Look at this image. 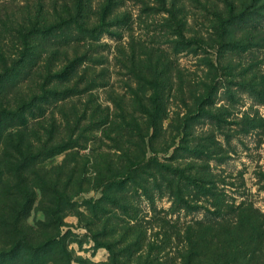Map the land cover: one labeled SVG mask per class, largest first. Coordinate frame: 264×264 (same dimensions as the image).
<instances>
[{"label": "rangeland", "instance_id": "374dc122", "mask_svg": "<svg viewBox=\"0 0 264 264\" xmlns=\"http://www.w3.org/2000/svg\"><path fill=\"white\" fill-rule=\"evenodd\" d=\"M76 1L82 2L80 11L73 0H0V68L24 53L14 30L39 27L45 20L53 23L62 14L73 20L81 13L91 24L100 23L107 0ZM112 1L113 11L105 22L117 18L119 26L105 27L92 50L71 41L54 57L42 59L36 53L26 68L28 75L10 90L8 101L15 106L40 98L41 84L53 63L65 62L64 51L73 57L77 49L80 54L89 49V75L96 82L82 83L81 93L64 98L66 84L48 83L47 90H58L59 96L48 104L40 102L44 114L30 118L27 132L35 142L40 137L48 140L47 129L52 130L54 141L82 140L84 148L77 155L78 147L68 148L44 158L39 167L41 173L60 178L66 190L73 169L82 175L85 190L62 209L70 264H112L109 245L122 264H144L148 258L158 260L156 264H182L190 225L196 233L197 222L213 221L212 212L217 210L215 196H204L188 183L218 194L222 218L233 219L228 207L242 201L264 213V18L256 17L262 33L253 37L251 47L227 50L214 30L215 11L225 9L222 0ZM67 2L70 13L63 10ZM70 30L65 31L73 33L70 38L79 35ZM196 39L202 45H196ZM154 85L160 89L164 109L156 130L147 114ZM38 107L36 115L41 114ZM75 112L81 115L80 130ZM152 157L166 169L182 171L183 180L170 177L173 190L182 188L190 208L180 207L159 174L161 187L148 181L145 167ZM136 169H143L141 187L127 181L122 190H111L125 211L105 204L107 214L100 211L101 218L96 219L91 205L106 190L100 182L110 170L124 179ZM51 201L39 192L28 221L43 220ZM51 256L43 264H66L65 257Z\"/></svg>", "mask_w": 264, "mask_h": 264}, {"label": "trees", "instance_id": "16d2710c", "mask_svg": "<svg viewBox=\"0 0 264 264\" xmlns=\"http://www.w3.org/2000/svg\"><path fill=\"white\" fill-rule=\"evenodd\" d=\"M73 1L75 10L80 11L83 8L82 2ZM222 2L225 9L223 11L217 9L214 20V30L220 44L224 46L222 49L246 50L254 44L253 37L262 33L259 26L261 22L258 20L259 17L264 18V0H222ZM112 7L113 1L107 0L100 23L97 24H91L83 19V16H79L81 13L73 15V20H68L62 14L53 23H47L45 20L41 25L38 24L39 27L29 30L21 27L14 30V34L24 48V53L20 59L12 63L5 61V67L0 68V150L4 152L0 155V264H43L51 260L53 253L65 257L66 264L71 262L72 252L68 249L67 233L62 234L64 225L62 209L65 203H71L74 195L85 190L83 181L80 180L82 175L73 169L65 181L66 190L62 189L64 182L60 178L55 179L49 172L41 173L39 167L44 158L68 148L78 147L77 155L84 148L82 140L70 138L62 142L54 141L52 130L47 129L48 140L44 142L40 137L35 142L27 132L30 118L44 114L42 104H48L51 98L59 96L58 90H47L48 83L66 84L68 87L64 89L67 91L62 94L64 98L81 93L79 87L82 83L96 82V79L89 75V51L105 33V27L121 24V20L117 18L110 22L111 24H106L105 19L111 15ZM63 10H70L68 2L64 4ZM70 28V31L77 30L79 33L76 38L75 36L70 38L73 33L72 35L65 33ZM71 41L78 45L84 43L85 46L90 47V50L87 49L80 54L77 49L73 57H69L65 50L63 53L66 56L65 62L63 63L62 60L58 64L53 63L46 75L48 77H44V83L41 84L44 94L40 98L35 96L13 106L8 101L10 90L26 78L28 75L26 68L31 65L29 61L34 59L36 53L42 59L47 58L48 55L54 57L62 49L69 47ZM198 44L202 45V42L196 39V45ZM152 89V107L147 110V114L150 126L156 130L164 117V109L160 89L156 85ZM39 105L41 107H38ZM37 107L41 114H35ZM74 115L75 125L80 130L81 115L76 112ZM151 138L153 141V136ZM35 143L40 147H36ZM10 151L17 153V156L12 154L9 157ZM153 151L158 152L155 148ZM155 158L152 157L145 167V172L149 171L148 181L152 179L154 184H157L159 174L168 182L170 190L174 191L172 194L176 201L180 202V207L190 208V201L184 198L182 188L177 186L176 191L173 190L174 179L170 177L172 175L183 180L182 171L178 168L166 169L165 165H160ZM141 170L143 169L130 170L131 172L124 179L116 177L118 174H110L113 170L109 171L107 179L100 182L106 187L104 196L91 205L96 219L101 218H98L100 211L107 214L103 206L105 204L120 207L125 211L126 206L116 195L111 196V190L115 188L122 190L127 181L141 187L144 181ZM74 185H77V188L70 190ZM190 185L196 186L204 196L208 194L215 196L213 205L217 210L212 212L215 216L213 221L211 219L207 222H197L196 233L191 231L194 226L190 225V236L187 238L188 250L183 256L182 264H264V213L252 203L242 201L238 205L234 203L229 205L228 211L229 214L234 213L233 219L222 218L224 214L220 211L222 204L218 194H211L209 189L196 183H188L186 186ZM157 186L161 187L158 184ZM39 192L44 197L47 195L51 197V206L45 209L43 220L31 224L28 218ZM94 222L95 219L90 224ZM108 248L112 253V264H120L118 254L113 252L110 245ZM157 261L148 258L144 264H156Z\"/></svg>", "mask_w": 264, "mask_h": 264}]
</instances>
